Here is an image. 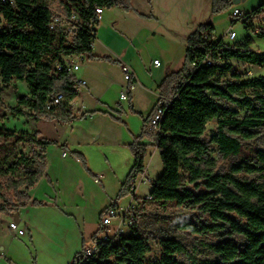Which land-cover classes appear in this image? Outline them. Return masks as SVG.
Returning <instances> with one entry per match:
<instances>
[{
  "label": "trees",
  "instance_id": "1",
  "mask_svg": "<svg viewBox=\"0 0 264 264\" xmlns=\"http://www.w3.org/2000/svg\"><path fill=\"white\" fill-rule=\"evenodd\" d=\"M211 2L212 12L233 6V0ZM111 7L128 11L131 3L130 0H65L61 12L66 15L74 12L79 17V28L68 34L59 27L49 28L52 11L43 0H0V15L4 21L0 29V78L4 85L11 80H23L29 87L28 93L17 96L15 105L10 108L13 113L62 123L75 119L69 104L77 95V83L65 69L55 70L52 61L61 53L71 57L84 54L90 60L116 62L107 55H93L91 50L95 33L93 26L99 22L95 8ZM262 14L264 3L244 13L242 18L252 20ZM233 19L232 22L239 18ZM246 23L244 20L248 28ZM257 35L264 37V32ZM65 38H69L70 43L66 44ZM251 44V38L247 37L230 45L223 38L214 39L211 23L198 25L186 38L180 69L165 74L160 80L158 98L143 120L146 123L158 102L162 101L165 109L159 122L160 130L156 134H148L149 140L156 142L162 163L160 175L152 180L151 200L172 201L208 219L207 222L182 220L176 225L180 230L195 234L223 231L227 236L208 245L217 256L216 260L194 264H264V185L248 177L264 175V150L256 151V162L243 159L232 164L227 171L216 169V160L208 153V144H212L224 157L236 155L241 141L254 138L255 129L264 126V78H242L240 73L232 72L230 76L234 80L220 83L216 79L230 70L229 64L221 65L223 60L235 59L264 68V52H255ZM207 57L211 63L203 64ZM131 80L134 82V77ZM245 89L255 90L253 96L242 93ZM57 93H62L63 99L47 109L46 102ZM128 100V111L138 114L130 103V97ZM221 101L230 102L234 109L224 106ZM239 112L243 114L239 115ZM84 114L90 112L81 115ZM108 114L113 120L124 123L119 116ZM210 120L216 121V129L207 143L202 136ZM146 134L143 123L139 134L128 144L132 165L108 207L117 208L116 201L132 192L133 180L143 173L150 143L140 140ZM14 135V132L0 128V136ZM13 141L31 143L34 149L30 153L19 152L0 160V168L5 173H23V176L9 180L12 194L4 202L10 203V207L0 204L2 213L11 209L17 213L26 205H43L42 201L31 199L26 191L44 175L45 148L57 144L54 140L40 137L38 131L31 134L23 132ZM59 146L66 149L64 144ZM70 153L91 174L84 156L76 151ZM132 226L127 233L101 242L98 254L82 264H144L143 258L149 246ZM232 235L240 236L243 244L231 239ZM163 243V252L154 264H185L174 256L184 249L179 240L168 238ZM79 254L73 256L70 264H76Z\"/></svg>",
  "mask_w": 264,
  "mask_h": 264
},
{
  "label": "rangeland",
  "instance_id": "2",
  "mask_svg": "<svg viewBox=\"0 0 264 264\" xmlns=\"http://www.w3.org/2000/svg\"><path fill=\"white\" fill-rule=\"evenodd\" d=\"M43 2L51 10L58 12H61L65 4V0ZM130 3L131 8L128 11L121 7L105 8L101 14L96 38L92 42V52L109 54L117 60L121 58L132 69L133 62L137 63L147 79H140L129 91L134 108L142 115H146L153 106L157 79L181 67L185 38L183 40L180 38L193 32L198 25L211 23L214 27V39L223 38V41L230 45L250 37L251 49L257 53L264 52V37L257 35L264 32V14L252 20L240 17L234 22L231 16L233 8L247 13L264 3V0H240L230 9L221 12H212L211 0H130ZM244 20L249 24L248 28L245 27ZM3 26L4 21L0 15V29ZM102 29L111 30L120 40L108 44L102 38ZM229 29L236 32L233 40L224 35ZM64 42L68 44L70 39L65 38ZM153 57L161 61L160 67L152 64ZM74 60L79 65L76 76L84 78L87 83L79 85V101L76 105L80 110L77 111L75 105H72V113L76 119L69 123L36 120L28 115L13 113L10 108L15 105L17 96L28 93V84L23 80H11L4 85L0 78L2 88L0 128L15 134L12 137L0 136V160L5 156L18 155L19 152L30 153L34 149L31 143L13 141V138L23 132L31 134L38 131L40 137L65 143L70 150L82 153L87 160L88 168L98 181L94 180V175L83 169L68 150L67 154L63 155L59 144L48 145L44 150V156L46 173L51 183L43 177L31 190L33 198L42 200L43 205L36 207L29 205L24 209H18L20 212H17L21 221L25 219L30 235L24 226L19 227L25 231L19 235L8 228L9 218L14 216L13 209L8 213L0 212V264H70L75 253L81 249V240L92 231L99 211L108 206L117 195L120 184L132 164V154L128 147L129 143L126 142L133 138L128 140L127 134L131 135L133 129L137 133L140 132L142 124L140 116L138 115V120L128 121L122 116L127 122L126 126L111 119L110 122L104 121L100 117L101 113L93 111L97 108L108 111L128 109V101L118 100L119 93L125 90L122 87L121 62L106 63L105 66L93 68L87 66L88 59L84 54L74 55ZM220 63L230 65V70L226 74L216 77L220 83L234 80L230 76L232 72L240 73L242 78H264V68L256 65L235 59L223 60ZM88 76L95 81L94 90L89 86ZM103 92L106 94L100 99L98 96ZM254 92L252 89L242 91L246 96H253ZM221 103L234 109V105L228 101ZM81 111H89L92 116L87 117V114L82 116ZM242 114L239 112V115ZM215 129V120L206 123L202 136L205 142L208 143ZM255 132L254 138L241 141L240 151L236 155L224 157L217 152L214 145L208 144V153L216 160V169L227 171L232 164L243 159L256 162V151L264 150V126L255 129ZM144 163V171L136 180L134 201L137 204L132 226L138 235L145 238L149 246L143 263H157L163 252V242L168 238L179 240L183 245V252L174 256L185 264L216 260L217 256L208 245L225 239L227 236L223 231L195 234L180 230L176 226L185 219L207 222L206 216L195 210L177 206L172 201L157 202L144 199L152 188V180H155L162 170L156 142L148 147ZM21 176L22 172L5 173L0 168V204L10 207V203L4 202V199L11 197L12 194L9 180ZM248 177L264 185V175L253 174ZM19 190H23V187H19ZM132 195L133 191L118 199L116 201L118 209L125 207ZM12 201L14 202L13 198ZM123 230L127 232L125 227ZM230 238L243 244L240 236L232 235Z\"/></svg>",
  "mask_w": 264,
  "mask_h": 264
},
{
  "label": "built area",
  "instance_id": "3",
  "mask_svg": "<svg viewBox=\"0 0 264 264\" xmlns=\"http://www.w3.org/2000/svg\"><path fill=\"white\" fill-rule=\"evenodd\" d=\"M51 11H52V17L49 23L50 29L54 30L56 29V27H59L68 34H73L77 31V29L79 28V24H78L79 17L77 16L76 13L72 12L69 15H66L62 12L53 11V10ZM101 11H102L101 8H95V12L97 13L98 20L100 18ZM243 15L244 12L240 11L237 8H233L231 11L232 18H240ZM95 27L96 26H93L94 32H95ZM224 35H226L228 39L233 40L236 37V32L234 30L229 29L225 31ZM94 37H95V33H94ZM202 63L210 64L211 59L207 57L202 61ZM153 64L158 65L159 61L157 59H154ZM52 66L57 71L65 69L69 75H73V76H74V72L78 69V64L72 61L71 56H67L61 53L52 61ZM121 71H122L123 80L125 81V86H124L125 90L120 92L119 97L122 100H127L129 98V89L134 84V82L131 80L134 77V73L132 68L126 63H123L121 65ZM74 79L77 83V86L85 84V81L82 79H78L75 76ZM62 99H63L62 93L54 94L46 102L45 106L47 109H50L56 106ZM162 104H163L162 101L158 102L155 112L146 121L145 132L147 134H156L159 132L160 130L159 122L162 118L163 111L165 109V106L163 107ZM62 154L64 155L65 153L63 152ZM94 180L98 181L97 177H95ZM136 180L137 178L133 180L132 198L125 205V207H120V209L108 207L104 210L100 219L102 230L99 233H97L93 238L89 239L83 245L82 250L80 251L79 254V258L76 261V264H82L89 257L98 254V252L100 251L101 242L112 240L116 238L119 234H124L129 231L128 229L130 228V226L133 224L134 221V212L137 204V202L134 201L135 191H136ZM140 180L141 178L139 179V181ZM144 199L151 200L152 196L148 193L145 195ZM123 227L127 229V232L123 230ZM8 228L16 235L24 233V231L18 227V224L13 219H11L8 222Z\"/></svg>",
  "mask_w": 264,
  "mask_h": 264
},
{
  "label": "crops",
  "instance_id": "4",
  "mask_svg": "<svg viewBox=\"0 0 264 264\" xmlns=\"http://www.w3.org/2000/svg\"><path fill=\"white\" fill-rule=\"evenodd\" d=\"M104 11H105V9H102V11H101V14L102 13H104ZM107 11H109V10H107ZM101 14H100V18H101ZM100 18H99V22H98V25H96V27H95V37H94V39L96 38V33H97V31H98V28H99V26H100ZM190 34V33H189ZM188 34V35H189ZM187 35V36H188ZM186 35H183L180 39L181 40H183V38H185V45H186V38H187V36L185 37ZM102 38L108 43V44H111L113 41H115V40H117V41H119L120 39H119V37L114 33V32H112L111 30H106V29H102ZM91 50H92V47H91ZM185 51V50H184ZM92 54L93 55H96V56H103V55H107V56H110L112 59H114V60H116V62H107V61H102V60H90V59H88L87 57V66L88 67H93V68H95V67H97V66H105V65H107L106 63H109V64H119L120 62H121V65L123 64V63H126V62H123V60L121 59V58H119L118 60L117 59H115V58H113L111 55H109V54H96V53H93L92 52ZM86 56V55H85ZM184 56V55H183ZM71 59H72V61L73 62H75V63H77V61H75L74 60V56H72L71 57ZM154 59H156V57H153V59H152V64H153V60ZM159 60V59H158ZM182 62H183V57H182ZM78 64V63H77ZM127 64V63H126ZM154 66H156V67H160L161 65H162V63H161V61L159 60V64L158 65H155V64H153ZM182 65V64H181ZM130 66V65H129ZM133 66H134V68L132 69L133 70V73H134V83H136V82H138V81H140V79L141 80H145V79H147V76L140 70V68L137 66V63L135 62H133ZM131 67V66H130ZM120 69H121V67H120ZM180 69V68H179ZM79 70V65H78V69L76 70V71H78ZM76 71L74 72V76L76 77V78H78L77 76H76ZM84 73V72H83ZM121 73H122V71H121ZM167 73H170V72H167ZM167 73H165V74H167ZM164 74V75H165ZM164 75L162 76V77H160V78H158L157 80H158V83L160 82V80L164 77ZM78 79H82V80H84L85 81V79L84 78H78ZM88 80H89V86L91 87V90H94L93 88H95V81H93V78H91L90 76H88V78H87ZM86 81H85V84L84 85H86ZM158 83H157V85H158ZM157 85H156V88H157ZM125 86V81L123 80V84H122V87H124ZM76 90H77V95L75 96V98L71 101V103L69 104L70 105V107H71V110H72V105L74 104L75 105V109L77 108V105H76V102H78L79 101V93H80V90H79V86H77L76 87ZM158 88H157V92H156V98L154 99V103H153V106H154V104H155V102H156V100H157V98H158ZM106 94V92H103V93H101V95H99L98 97L101 99L104 95ZM120 94V93H119ZM129 97H130V103H131V105H132V107H133V109L135 110V111H137L135 108H134V106H133V102H132V97H131V95H130V91H129ZM129 99V98H128ZM124 100V101H128L129 102V100ZM98 102H100V103H102V101L101 100H99V99H96ZM118 100L119 101H123L122 99H120V97L118 96ZM120 103V102H119ZM104 104V103H103ZM152 106V107H153ZM128 107V106H127ZM152 109V108H151ZM150 109V110H151ZM77 111L78 110H80L79 108H77L76 109ZM74 111V110H73ZM94 112H99V113H101V119H103L104 121H107V122H110V120L109 119H111L112 121H115V120H113L110 116H109V114L108 113H110V114H113V115H117V116H119L120 117V119L124 122L123 124L124 125H126L127 126V122H126V120L128 121L129 119H139V116H140V118L142 119V124H141V127L143 126V123H144V126H145V122H143V120L147 117V115L149 114V112L146 114V115H142L139 111H137L138 112V114H134V113H130L129 111H128V109L126 108V109H121V110H118V109H111V111H108V110H106V109H94L93 110ZM83 112H86V111H81L80 113H83ZM105 112V113H104ZM116 112V113H115ZM132 114V115H131ZM139 115V116H138ZM92 115L91 114H87V117H91ZM122 116L123 117H125V119H122ZM85 118V117H84ZM76 119V118H75ZM74 119V120H75ZM71 122V121H70ZM115 122H117V121H115ZM62 123V122H61ZM117 123H119V122H117ZM74 124V123H73ZM119 124H121V123H119ZM141 130V129H140ZM139 134V132L137 133L136 132V130L135 129H133L132 131H131V135L130 134H127V139L129 140V139H132V138H134L135 136H137ZM133 141V139L130 141V142H132ZM145 141V143H150V144H152L153 143V141H150L149 140V135L148 134H146L141 140H140V142H144ZM147 141V142H146ZM130 142H126V143H130ZM126 143H124V144H126ZM57 144H64L65 146H66V149H62L61 147V149L63 150L62 151V153L64 152L65 154H67L66 152V150H68L69 152H71V151H76V150H70L69 149V147L65 144V143H58L57 142ZM76 152H79V151H76ZM80 153V152H79ZM64 154V155H65ZM82 154V153H81ZM83 155V154H82ZM84 156V155H83ZM84 158H85V156H84ZM77 159V158H76ZM78 160V159H77ZM85 160H86V158H85ZM132 162H133V157H132ZM80 163V162H79ZM81 164V163H80ZM132 165V164H131ZM86 166H87V160H86ZM131 167V166H130ZM87 168H88V166H87ZM88 170L90 171V173H91V175H94V173L88 168ZM129 170V169H128ZM128 173V172H127ZM126 173V174H127ZM48 174L46 173V167H45V172H44V175L41 177V178H46L49 182H50V178H48V176H47ZM126 176V175H125ZM94 177H95V175H94ZM40 178V179H41ZM39 179V180H40ZM39 182V181H38ZM123 182V181H122ZM121 182V183H122ZM51 183V182H50ZM121 185V184H120ZM36 186V185H35ZM34 186V187H35ZM33 187V188H34ZM31 190L32 189H30L29 190V193H28V195L30 196V198L31 199H36V198H33V194L31 193ZM38 200V199H37ZM39 201H42V200H39ZM42 203H43V201H42ZM116 205H117V208H118V203L116 202ZM27 206H29V205H26L25 207H21V208H19L20 210L21 209H24V208H26ZM31 206V205H30ZM108 206H105V207H103V209H101L100 211H99V213H98V218H97V220H96V222H95V224H94V226H93V229H92V231L91 232H89L88 233V235L85 237V238H83L82 240H81V249L78 251V252H80L81 250H82V247H83V245L89 240V239H91V238H93L97 233H99L101 230H100V228H101V222H100V219H101V215H102V213L104 212V210L107 208ZM27 211V210H26ZM18 212H20V211H18ZM17 216H18V218H19V220L18 221H15L14 219H13V216L12 217H10L9 218V221L11 220V219H13L17 224H18V227H22V226H24V228L26 229V231L29 233V235H30V230L29 229H27L26 228V221H25V219L23 218L22 219V221H21V218H20V214L18 213L17 214ZM20 222H21V224H20ZM8 225V224H7ZM25 232V231H24ZM95 234V235H94ZM78 252H76V253H78ZM75 253V254H76ZM1 255V254H0ZM73 259V258H72Z\"/></svg>",
  "mask_w": 264,
  "mask_h": 264
},
{
  "label": "water",
  "instance_id": "5",
  "mask_svg": "<svg viewBox=\"0 0 264 264\" xmlns=\"http://www.w3.org/2000/svg\"><path fill=\"white\" fill-rule=\"evenodd\" d=\"M239 1H240V0H233V4H236V3H238ZM13 219H14L15 221H18V220H19V218H18V216H17V213H14Z\"/></svg>",
  "mask_w": 264,
  "mask_h": 264
}]
</instances>
